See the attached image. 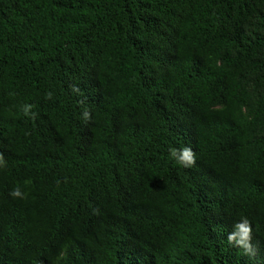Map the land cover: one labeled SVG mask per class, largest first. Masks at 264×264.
<instances>
[{"label":"trees","instance_id":"1","mask_svg":"<svg viewBox=\"0 0 264 264\" xmlns=\"http://www.w3.org/2000/svg\"><path fill=\"white\" fill-rule=\"evenodd\" d=\"M0 153V264H264V0H0Z\"/></svg>","mask_w":264,"mask_h":264},{"label":"clouds","instance_id":"2","mask_svg":"<svg viewBox=\"0 0 264 264\" xmlns=\"http://www.w3.org/2000/svg\"><path fill=\"white\" fill-rule=\"evenodd\" d=\"M48 98H51V93L48 94ZM31 105H25L22 109L24 114L27 116L30 112ZM32 118H35V113L32 114ZM83 119L87 121L90 119L88 111H84ZM170 158L175 160L179 165L184 167H191L195 164V153L190 146H184L183 148L177 149L175 147L169 148ZM4 163L3 153H0V164ZM13 198H23V193L19 187L14 188L10 193ZM251 226L249 221L245 218L242 222L234 225V231L228 235V242L234 243L236 246L241 247L247 254H253L251 240Z\"/></svg>","mask_w":264,"mask_h":264}]
</instances>
